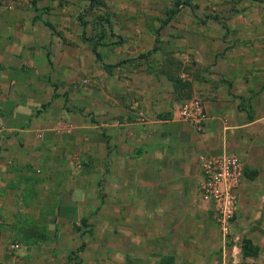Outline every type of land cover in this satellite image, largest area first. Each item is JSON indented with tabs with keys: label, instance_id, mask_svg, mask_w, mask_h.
Segmentation results:
<instances>
[{
	"label": "crops",
	"instance_id": "1",
	"mask_svg": "<svg viewBox=\"0 0 264 264\" xmlns=\"http://www.w3.org/2000/svg\"><path fill=\"white\" fill-rule=\"evenodd\" d=\"M156 1L0 0V264H221L198 159L222 152L243 164L225 253L264 264V0ZM93 4L117 38L81 67L71 28ZM81 68L99 88L71 90ZM194 95L200 131L178 119Z\"/></svg>",
	"mask_w": 264,
	"mask_h": 264
},
{
	"label": "built area",
	"instance_id": "2",
	"mask_svg": "<svg viewBox=\"0 0 264 264\" xmlns=\"http://www.w3.org/2000/svg\"><path fill=\"white\" fill-rule=\"evenodd\" d=\"M207 114L203 101L197 95L185 99L179 107L178 119L191 124L197 131L203 127ZM201 180L199 189L204 200L213 205L214 217L218 225L224 258L221 264H235L233 254L225 253L232 249L231 240L233 222L235 220L239 199L238 192L243 176V164L236 153L199 156ZM230 248V249H229ZM230 260L228 261V259Z\"/></svg>",
	"mask_w": 264,
	"mask_h": 264
},
{
	"label": "rangeland",
	"instance_id": "3",
	"mask_svg": "<svg viewBox=\"0 0 264 264\" xmlns=\"http://www.w3.org/2000/svg\"><path fill=\"white\" fill-rule=\"evenodd\" d=\"M186 2V3H191V4H197V5H205V6H209V5H213V4H218V3H221L223 2V0H159V1H156L157 3H160V4H166V5H169L170 4V11L169 13L171 12H174L177 8H179L180 4L182 2ZM225 1H228V0H225ZM96 6V4H93V8L91 9V6H90V9L88 8V10L86 9L87 5L85 6V11L83 13H81L80 16L83 17V23H89L88 26L84 27V26H81L79 28H71V34L72 33H75V35L77 36V40L75 42H72L71 43V49H73L75 52H76V55H77V58H78V61H79V66L83 67L85 66V56L87 55L86 52H88V49L89 48H93V47H101L99 46V42H100V39H98L99 35H102V34H106V37L108 40H115L117 38V36L114 34L117 33L118 29L115 25V23H113V21L115 22V17L112 18L111 15L108 13V14H105L107 12H98L99 9H95L94 10V7ZM98 6V5H97ZM97 8V7H95ZM154 13V12H152ZM156 14H161V16L159 15V20H162L163 19V15L165 14L166 17L169 16V13L167 12H164V11H158V12H155ZM154 13V14H155ZM199 12L196 13V12H193V15L195 16L196 18V15L198 16ZM110 15V16H109ZM107 16V17H106ZM117 14H116V19H117ZM207 16H214V13L212 12H207L205 9L203 12H200V17H207ZM218 15H216V17H213V18H218L217 17ZM107 18L111 20L112 23L110 22H107ZM102 24V27H101V24ZM111 25V26H110ZM85 38H90L91 40H84ZM72 39V38H71ZM112 47L114 48L115 45L113 44ZM98 60V61H97ZM97 65L99 67V64H100V61H99V58L97 59ZM111 61H114V60H111ZM79 70V69H78ZM77 70V71H78ZM180 76L181 75H175V79L174 77L173 80L175 81H178L180 79ZM182 77V76H181ZM74 78V81L72 80L71 81V90L72 89H75L76 92H78L79 94H83V89L85 88H88V87H100L101 85V77L99 76V74H92V75H89L87 72H84L83 69L81 68L78 72V74L76 76L73 77ZM79 102V100L77 99L76 103ZM78 106V105H77ZM80 107H81V110H84L83 109V106L82 104H80ZM85 112L87 113V115H90L91 116V119L93 120L95 117L93 111L90 112V110H85ZM75 147L72 146V150L74 149ZM77 149V148H76ZM71 160L74 164V166H76V168H79L83 165V160L81 159V153L80 151L79 152H72L71 153ZM75 162L76 165H75ZM102 205H99V204H93L91 207H90V211L92 212V214H99L101 211H103V208H101ZM238 213V211H237ZM214 209H213V206L209 208V222H210V225L212 226V230L214 232V234H216L217 238H218V243H219V248L218 249H222V243H221V235H220V231H219V228H218V225L216 223V220H215V217H214ZM237 218V214H236V217L235 219ZM235 221V220H234ZM96 222H99L98 221V216L97 218L94 220H91V223H85L83 224L82 223V219L80 220V222L78 221V223H75L74 224V227H80L81 229H88L89 226H91L90 228L93 229L94 226H98L96 224ZM96 224V225H95ZM234 224V222H233ZM238 234L236 233V230H234V227L232 228V235H231V240L228 244L232 245L233 243H236V242H240L241 238H239L237 236ZM79 247H77L78 249ZM222 252V251H221ZM75 252H71L70 255H69V262L72 264V263H77V259H75ZM218 264H220V262H218Z\"/></svg>",
	"mask_w": 264,
	"mask_h": 264
},
{
	"label": "trees",
	"instance_id": "4",
	"mask_svg": "<svg viewBox=\"0 0 264 264\" xmlns=\"http://www.w3.org/2000/svg\"><path fill=\"white\" fill-rule=\"evenodd\" d=\"M249 246H250V244H249V241H247V240H243L242 241V248H243V252H245V253H247L248 252V249H249Z\"/></svg>",
	"mask_w": 264,
	"mask_h": 264
}]
</instances>
